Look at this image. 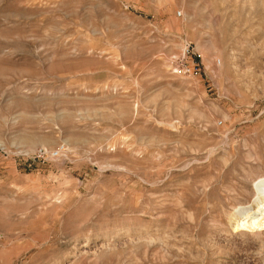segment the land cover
<instances>
[{"label":"rangeland","instance_id":"1","mask_svg":"<svg viewBox=\"0 0 264 264\" xmlns=\"http://www.w3.org/2000/svg\"><path fill=\"white\" fill-rule=\"evenodd\" d=\"M262 177L264 0H0V264H264Z\"/></svg>","mask_w":264,"mask_h":264},{"label":"bare ground","instance_id":"2","mask_svg":"<svg viewBox=\"0 0 264 264\" xmlns=\"http://www.w3.org/2000/svg\"><path fill=\"white\" fill-rule=\"evenodd\" d=\"M256 202L259 205L254 207V203ZM242 206H240V208H238L237 210H234L236 211L234 214H228V218L231 224L230 226L233 229L231 235L236 233L241 237L254 238L262 243L264 240V187L261 189V191L254 194L253 204L243 207ZM148 241L153 244L155 240L148 239Z\"/></svg>","mask_w":264,"mask_h":264},{"label":"built area","instance_id":"3","mask_svg":"<svg viewBox=\"0 0 264 264\" xmlns=\"http://www.w3.org/2000/svg\"><path fill=\"white\" fill-rule=\"evenodd\" d=\"M193 54H194V52H192L191 48L188 47L187 51H186V55H193ZM194 55H196V54H194ZM196 56L199 57V58L202 57L199 54H197ZM184 67H185L184 70H185L186 74L192 75V74H197L199 72V69H195V68L193 69V68L189 67L188 65H186Z\"/></svg>","mask_w":264,"mask_h":264}]
</instances>
